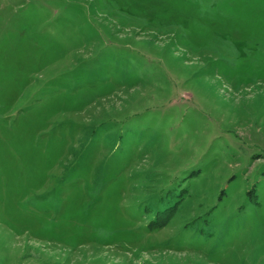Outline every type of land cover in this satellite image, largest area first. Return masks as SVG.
<instances>
[{
    "label": "rangeland",
    "instance_id": "rangeland-1",
    "mask_svg": "<svg viewBox=\"0 0 264 264\" xmlns=\"http://www.w3.org/2000/svg\"><path fill=\"white\" fill-rule=\"evenodd\" d=\"M0 264H264V0H0Z\"/></svg>",
    "mask_w": 264,
    "mask_h": 264
}]
</instances>
